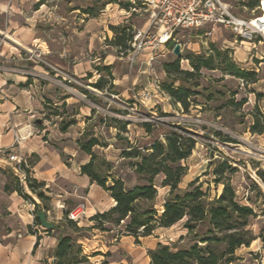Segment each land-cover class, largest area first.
Wrapping results in <instances>:
<instances>
[{"label": "rangeland", "instance_id": "374dc122", "mask_svg": "<svg viewBox=\"0 0 264 264\" xmlns=\"http://www.w3.org/2000/svg\"><path fill=\"white\" fill-rule=\"evenodd\" d=\"M46 1V7L42 8L44 12L51 7L56 11L50 22L54 27L45 26L41 31L51 48V60L57 65H53L50 79L57 89L80 99L79 102L70 100L69 106H58V112L69 122L76 121L82 107L95 110L94 114L91 112L83 118L87 120L84 132L89 129V137L98 139L100 146L94 148L93 153L97 161L111 163L112 170L108 175L123 178L130 187L135 175L133 165L137 160L123 158L124 149L132 147L140 151L148 148L157 138L163 139L165 130L179 127L196 141L192 155L182 163L187 168V175L181 187L187 188L188 184L199 179L203 191H208L212 199L218 197L223 186L214 183L213 171L217 161H228L237 171L225 177L236 190L238 202L255 210L257 218L252 222V230L258 234L264 228V183L258 174L264 173V134H252L249 129L253 121L251 112L258 108L264 114V33L249 28L241 36L217 23H209L198 31H180L176 40L183 45L182 55L187 51L204 53L215 45L232 50L233 61L257 75V81L253 83L220 71H204L202 78L198 79L200 86L195 88L200 94L184 112L154 86L155 81L163 85L169 82L163 66L176 57L170 47L155 51L152 48L156 42L149 43L146 51L132 63L129 59L133 53L121 55L112 44L115 39L110 29L112 26L122 27L126 34L143 30L155 35L157 30L152 25L150 11L140 7L135 0H100L99 3H95L96 0H43ZM254 1L223 0L234 17L248 24L264 17L261 8L247 6ZM102 4H106L105 7ZM126 5L135 7L136 12L127 10ZM87 8L97 11V15L91 18L84 14ZM71 11L79 12L69 15ZM201 43H207L208 49L203 50ZM41 61L45 67L50 63L43 58ZM103 67H111L110 73L103 71ZM181 69L191 68L184 61ZM100 78L107 82L102 92L94 88ZM146 92L152 94L148 100L144 99ZM49 109V115L57 112ZM111 119L113 126H106ZM51 121L52 124L59 123L60 119ZM143 123L153 125L151 134L140 126ZM122 125L125 130L120 129ZM77 129L72 131L77 133ZM228 138L234 142H228ZM2 176L14 186L15 177L9 169L1 171ZM22 187L25 190V186ZM24 193L25 198L31 199L27 192ZM167 193V189H159L158 209ZM65 219L68 221L67 217ZM183 223L165 235H172ZM71 232L73 234L72 228ZM236 255L241 259L236 264H263V245L256 240L250 247L239 249Z\"/></svg>", "mask_w": 264, "mask_h": 264}, {"label": "trees", "instance_id": "16d2710c", "mask_svg": "<svg viewBox=\"0 0 264 264\" xmlns=\"http://www.w3.org/2000/svg\"><path fill=\"white\" fill-rule=\"evenodd\" d=\"M141 7L142 4L135 0ZM43 2V0L41 1ZM96 0L95 3H99ZM261 0H255L247 5L251 9L260 7ZM43 4V3H42ZM106 4H102L105 7ZM143 7V6H142ZM127 10L136 12L135 7L126 5ZM84 14L93 18L97 11L87 8ZM115 34L112 42L119 54L124 55L132 51V42L135 31L126 34L122 27H110ZM120 32V34H119ZM127 43H129L127 45ZM174 44L169 42L167 47L173 50ZM232 50H223L211 45L207 52L196 54L184 52L181 58L173 57L171 62H166L163 71L169 82L161 84L162 91L169 96L172 104L179 106L182 111L187 112L199 95L198 79L202 78L204 71H220L243 81L256 83L257 75L240 68L231 58ZM187 61L190 70H182L181 62ZM111 67H103V71L110 73ZM109 78L112 79L109 74ZM178 83V85H176ZM107 82L98 79L94 88L102 92ZM112 87V84L110 85ZM211 99V97H209ZM66 106V105H63ZM54 116H61L56 110ZM94 114L95 110H91ZM252 134H264V114L258 108L251 112ZM74 121H62V131H65ZM111 123L106 126L112 127ZM147 134H151L153 125L143 123L140 125ZM125 130V125L120 127ZM163 139L157 138L148 148L140 151L128 147L123 151V158H134L137 163L133 165L136 175V185L127 187L123 178L110 177L111 163L103 160L97 161L93 149L100 146L98 139L89 137L87 129L80 141L81 151L89 157V162L81 166V174L87 176L95 183L110 193L115 206L107 212L94 216L93 229L101 232L117 230L119 235L131 236L136 243L141 238L152 236L158 229H169L183 222L182 228L186 232L177 242L169 244H158L153 250L148 251L150 264H236L241 259L236 255L243 247H250L253 242L260 240L264 249V228L258 234L252 230V222L257 218L255 210L238 202L236 190L230 184L226 174L237 171L228 161H217L213 171L214 183L223 186L222 193L211 198L208 191H203V185L199 179L182 188V180L187 175V168L182 165L191 155L196 146L192 136L177 127L175 130L169 128L163 133ZM228 142L234 140L228 138ZM29 173V169H25ZM3 171L0 169V172ZM15 177L14 186L7 182L6 192H17L22 194L24 187ZM106 173V174H105ZM264 183V173H258ZM110 180V185H109ZM27 187L40 199L45 210H48L47 199L42 192L44 183L28 179ZM259 191L261 188L258 187ZM159 189H167L168 193L158 209ZM36 206V224L41 226L38 218V205ZM66 220V219H65ZM67 227L73 229L74 235H61L55 252L56 264H89V258L83 253L82 245L79 243L81 233L87 231L80 229L75 222L67 221ZM58 224L54 230L45 231L52 233L60 231ZM107 264V263H102Z\"/></svg>", "mask_w": 264, "mask_h": 264}, {"label": "crops", "instance_id": "0c3cea01", "mask_svg": "<svg viewBox=\"0 0 264 264\" xmlns=\"http://www.w3.org/2000/svg\"><path fill=\"white\" fill-rule=\"evenodd\" d=\"M41 1L0 0V63L37 74L29 79L14 72H0V169L11 170L5 153L25 158L30 166L29 179L45 184L42 192L48 203L45 210L27 186L22 194L6 192L7 179L0 177V264H56L54 256L60 236L74 235L65 218L80 205H85L86 218L78 227L87 231L81 233L79 243L89 264H150L148 251L158 244L177 242L186 232L181 227L166 236L176 226L158 229L137 244L135 238L119 235L117 231L101 232L92 228L91 219L112 209L115 202L108 191L81 174V166L89 162V157L81 151L79 141L87 122L83 118L91 114V109L80 108L75 125L65 131H62L64 117L49 115V108L57 110L58 106H69L70 100L79 102L80 99L60 91L48 80L56 64L51 60V48L41 31L45 26L54 27L50 22L56 11L51 7L44 12L42 8L47 1ZM74 12L79 11H71L69 15ZM201 44L203 50L208 49L207 43ZM23 49L36 50L41 59L50 63L45 67L42 61L28 60ZM113 84L117 86L115 81ZM54 118L60 122L52 124ZM38 119L43 120L42 125L35 124ZM76 127L77 133L72 131ZM133 177L130 187L136 185ZM24 191L31 199L25 198ZM34 203L38 205V212L46 213L49 222L60 224V231L49 234L36 224Z\"/></svg>", "mask_w": 264, "mask_h": 264}, {"label": "built area", "instance_id": "2783aa9c", "mask_svg": "<svg viewBox=\"0 0 264 264\" xmlns=\"http://www.w3.org/2000/svg\"><path fill=\"white\" fill-rule=\"evenodd\" d=\"M146 11L151 12V22L157 30L155 35H150L149 31L139 30L135 33L132 42L133 57L129 59L132 63L135 58L146 51L147 45L156 42L152 50L166 49L169 42L179 45L183 51V45L176 40V36L180 31L192 32L203 29L209 23H217L225 28L232 29L241 35L252 28L250 24L237 19L230 11L228 5L223 0H137ZM264 13V0H261L260 7ZM257 30V29H256ZM260 32V31H258ZM207 35V34H206ZM245 36V34L243 35ZM28 60L41 61L40 55L36 50L23 49ZM173 52V50H172ZM0 72H14L30 78L37 77L33 70L21 69L15 67H7L0 63ZM52 82L51 79H48ZM161 83L155 81L154 86L162 95L166 94L161 89ZM98 94H101L99 92ZM151 93H144V99H150ZM6 160L11 167V171L18 178L21 186H27L29 179L25 169H30L28 161L25 158L18 157L16 154L5 153ZM69 221L75 222L78 226L81 221L86 218L85 205H80L74 211L66 216Z\"/></svg>", "mask_w": 264, "mask_h": 264}, {"label": "water", "instance_id": "95a60500", "mask_svg": "<svg viewBox=\"0 0 264 264\" xmlns=\"http://www.w3.org/2000/svg\"><path fill=\"white\" fill-rule=\"evenodd\" d=\"M173 54L177 57V58H181L182 57V50L181 47L179 45H175L173 48ZM36 125H42L43 124V120L42 119H38L35 122ZM37 218L42 226V228L45 231H50V230H54L56 228V225L52 222H49L46 216V213L44 211H39L37 213ZM264 264V261H263Z\"/></svg>", "mask_w": 264, "mask_h": 264}, {"label": "bare ground", "instance_id": "6f19581e", "mask_svg": "<svg viewBox=\"0 0 264 264\" xmlns=\"http://www.w3.org/2000/svg\"><path fill=\"white\" fill-rule=\"evenodd\" d=\"M253 29H257L258 31L264 33V17L258 18L250 24Z\"/></svg>", "mask_w": 264, "mask_h": 264}]
</instances>
